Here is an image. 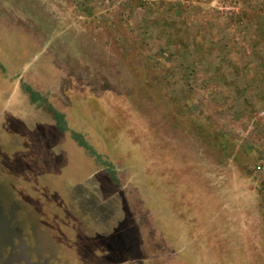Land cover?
Instances as JSON below:
<instances>
[{
	"label": "rangeland",
	"instance_id": "rangeland-1",
	"mask_svg": "<svg viewBox=\"0 0 264 264\" xmlns=\"http://www.w3.org/2000/svg\"><path fill=\"white\" fill-rule=\"evenodd\" d=\"M16 252L264 264V0H0V264Z\"/></svg>",
	"mask_w": 264,
	"mask_h": 264
},
{
	"label": "flooded vegetation",
	"instance_id": "flooded-vegetation-1",
	"mask_svg": "<svg viewBox=\"0 0 264 264\" xmlns=\"http://www.w3.org/2000/svg\"><path fill=\"white\" fill-rule=\"evenodd\" d=\"M7 260L6 264H30L29 260L24 258L19 252H16L14 255L12 253Z\"/></svg>",
	"mask_w": 264,
	"mask_h": 264
},
{
	"label": "bare ground",
	"instance_id": "bare-ground-1",
	"mask_svg": "<svg viewBox=\"0 0 264 264\" xmlns=\"http://www.w3.org/2000/svg\"><path fill=\"white\" fill-rule=\"evenodd\" d=\"M44 116H45V115H44ZM45 119H46V118H45ZM51 121H52V120H51ZM41 123H42V122H41ZM41 125H42V124H41ZM43 125H44V124H43ZM45 125H46V124H45ZM45 125H44V126H45ZM44 126H43V127H44ZM42 197H43V196H42ZM44 197H45V195H44ZM44 197H43V198H44ZM46 200H47V199H46Z\"/></svg>",
	"mask_w": 264,
	"mask_h": 264
},
{
	"label": "trees",
	"instance_id": "trees-1",
	"mask_svg": "<svg viewBox=\"0 0 264 264\" xmlns=\"http://www.w3.org/2000/svg\"><path fill=\"white\" fill-rule=\"evenodd\" d=\"M34 94V93H33ZM83 145H84V143H83ZM86 145V144H85Z\"/></svg>",
	"mask_w": 264,
	"mask_h": 264
}]
</instances>
